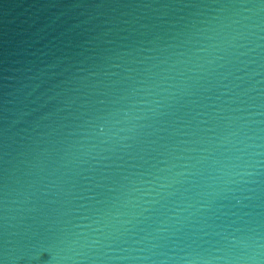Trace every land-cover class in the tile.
I'll list each match as a JSON object with an SVG mask.
<instances>
[{
  "label": "water",
  "instance_id": "water-1",
  "mask_svg": "<svg viewBox=\"0 0 264 264\" xmlns=\"http://www.w3.org/2000/svg\"><path fill=\"white\" fill-rule=\"evenodd\" d=\"M0 264H264V0H0Z\"/></svg>",
  "mask_w": 264,
  "mask_h": 264
}]
</instances>
